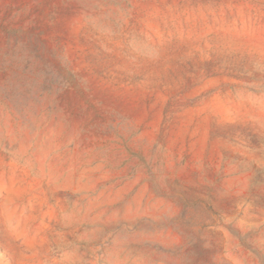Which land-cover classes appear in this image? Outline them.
<instances>
[{
	"label": "rangeland",
	"instance_id": "rangeland-1",
	"mask_svg": "<svg viewBox=\"0 0 264 264\" xmlns=\"http://www.w3.org/2000/svg\"><path fill=\"white\" fill-rule=\"evenodd\" d=\"M0 264H264V0H0Z\"/></svg>",
	"mask_w": 264,
	"mask_h": 264
}]
</instances>
